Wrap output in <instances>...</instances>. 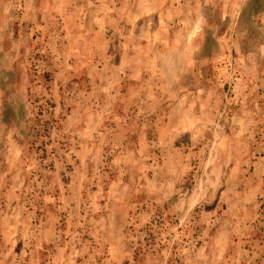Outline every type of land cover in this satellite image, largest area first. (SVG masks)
Instances as JSON below:
<instances>
[{"label": "rangeland", "instance_id": "obj_1", "mask_svg": "<svg viewBox=\"0 0 264 264\" xmlns=\"http://www.w3.org/2000/svg\"><path fill=\"white\" fill-rule=\"evenodd\" d=\"M0 264H264V0H0Z\"/></svg>", "mask_w": 264, "mask_h": 264}]
</instances>
